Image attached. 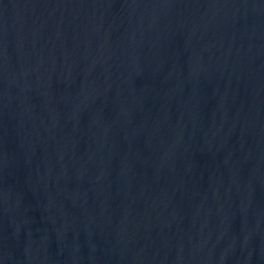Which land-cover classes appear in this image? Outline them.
<instances>
[{"label":"water","instance_id":"obj_1","mask_svg":"<svg viewBox=\"0 0 264 264\" xmlns=\"http://www.w3.org/2000/svg\"><path fill=\"white\" fill-rule=\"evenodd\" d=\"M0 264H264V0H0Z\"/></svg>","mask_w":264,"mask_h":264}]
</instances>
